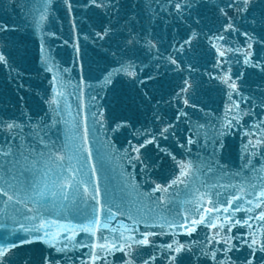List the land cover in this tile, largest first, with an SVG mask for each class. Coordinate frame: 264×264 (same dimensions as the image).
Here are the masks:
<instances>
[{
	"label": "snow or ice",
	"instance_id": "1",
	"mask_svg": "<svg viewBox=\"0 0 264 264\" xmlns=\"http://www.w3.org/2000/svg\"><path fill=\"white\" fill-rule=\"evenodd\" d=\"M4 15L0 264H264V0H0Z\"/></svg>",
	"mask_w": 264,
	"mask_h": 264
},
{
	"label": "water",
	"instance_id": "2",
	"mask_svg": "<svg viewBox=\"0 0 264 264\" xmlns=\"http://www.w3.org/2000/svg\"><path fill=\"white\" fill-rule=\"evenodd\" d=\"M0 18H3L6 22H10L9 17L7 15H4ZM12 19H16L17 22H19L18 18L15 15H13ZM20 37H25L27 39V44H28V48H29V56L27 58L25 67L29 68L30 71L26 73V77L30 76L31 77V87L35 88L37 91H40L42 93L43 89L47 86V81L43 80L42 77H38L36 74L35 69L40 67L38 60L34 65L32 64V61H31V50H32L31 40L33 39V37L31 36L30 31L21 32V33H18L14 36V38H16V39H19ZM65 38L66 39L69 38L67 25H65ZM57 43H59V42H57ZM54 47H55V45H54ZM56 51L58 53L56 55L57 62L63 67L72 68L71 60H72L73 52H72L71 45H69L66 49L60 48V49H57ZM86 51H87V55L90 59H93V60L98 59V57L96 56V52L92 49L91 46H89L86 49ZM78 78H79V76H78V68H77L74 71H72L71 80L68 82L69 86H68L67 91L69 93H71L73 91V88H74ZM3 81H4V74L0 73V86L3 85ZM38 85L40 87L37 88ZM25 87L26 88L29 87V84H26ZM13 88H14V86H13ZM21 94H24V93H21ZM28 98L30 100V103H32L35 106V103H36L35 99H32L31 95ZM213 98L216 100V103L212 105V109L214 110L217 106H219L222 110V102L219 100L218 97H215L214 94H213ZM70 102H72V111L74 114L75 107H76L75 95L71 96ZM209 134H211V130H209ZM123 139H124L123 137L120 138L121 142H123ZM129 139H130V137H129ZM240 140H241L240 136H237V135H233V136L229 137L228 144L230 145V148H229L228 152L225 154V162H233L235 164L239 163L238 151H239ZM126 146L127 145L125 144V147ZM165 174H166V172H165ZM113 175H114L113 183H115L116 182L115 174H113Z\"/></svg>",
	"mask_w": 264,
	"mask_h": 264
}]
</instances>
